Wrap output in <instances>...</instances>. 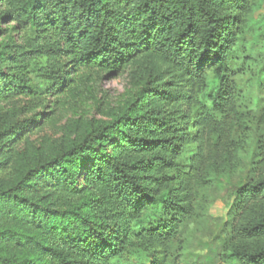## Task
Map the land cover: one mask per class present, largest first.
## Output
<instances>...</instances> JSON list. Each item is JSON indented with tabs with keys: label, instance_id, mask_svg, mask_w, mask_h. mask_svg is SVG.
<instances>
[{
	"label": "trees",
	"instance_id": "1",
	"mask_svg": "<svg viewBox=\"0 0 264 264\" xmlns=\"http://www.w3.org/2000/svg\"><path fill=\"white\" fill-rule=\"evenodd\" d=\"M251 1L0 0V18L27 30L0 44V264H168L196 187L237 160L231 62ZM128 69L134 91L104 98V119L17 147L37 120L5 104L48 94L66 105ZM255 156V177L233 190L237 264H264V140Z\"/></svg>",
	"mask_w": 264,
	"mask_h": 264
},
{
	"label": "rangeland",
	"instance_id": "2",
	"mask_svg": "<svg viewBox=\"0 0 264 264\" xmlns=\"http://www.w3.org/2000/svg\"><path fill=\"white\" fill-rule=\"evenodd\" d=\"M251 5L231 62L235 106L245 118V127L231 137L240 145L237 160L231 168L214 171L208 183L196 187L194 209L170 247L168 264H237L229 258L228 246L235 204L233 190L255 177L257 146L264 140V0H252ZM26 31L22 24L0 18V44L9 50L23 42ZM133 91L128 69L100 74L84 87L82 97L66 105L59 104L55 96L36 94L5 104L1 111H13L18 120H37L17 147H40L46 142L74 138L84 124L104 119L99 112L104 98L111 104H120ZM195 144L190 142L183 148L186 155L195 149Z\"/></svg>",
	"mask_w": 264,
	"mask_h": 264
}]
</instances>
